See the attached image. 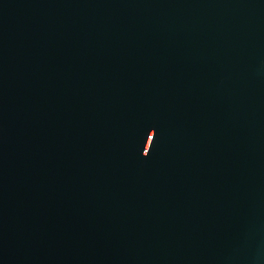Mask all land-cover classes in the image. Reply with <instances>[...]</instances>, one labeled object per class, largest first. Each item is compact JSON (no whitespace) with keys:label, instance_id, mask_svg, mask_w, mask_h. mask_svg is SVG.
Here are the masks:
<instances>
[{"label":"water","instance_id":"water-1","mask_svg":"<svg viewBox=\"0 0 264 264\" xmlns=\"http://www.w3.org/2000/svg\"><path fill=\"white\" fill-rule=\"evenodd\" d=\"M0 264H264V0H0Z\"/></svg>","mask_w":264,"mask_h":264}]
</instances>
